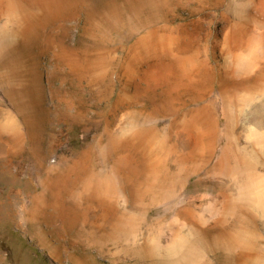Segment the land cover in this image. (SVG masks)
<instances>
[{
  "label": "rangeland",
  "instance_id": "374dc122",
  "mask_svg": "<svg viewBox=\"0 0 264 264\" xmlns=\"http://www.w3.org/2000/svg\"><path fill=\"white\" fill-rule=\"evenodd\" d=\"M0 264H264V0H0Z\"/></svg>",
  "mask_w": 264,
  "mask_h": 264
}]
</instances>
